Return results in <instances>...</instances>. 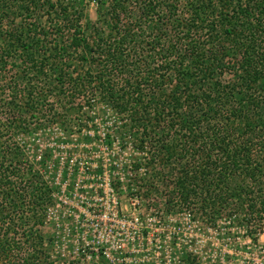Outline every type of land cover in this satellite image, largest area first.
Returning a JSON list of instances; mask_svg holds the SVG:
<instances>
[{
  "label": "trees",
  "instance_id": "trees-1",
  "mask_svg": "<svg viewBox=\"0 0 264 264\" xmlns=\"http://www.w3.org/2000/svg\"><path fill=\"white\" fill-rule=\"evenodd\" d=\"M93 1L98 28L78 0H0L1 222L10 213L34 221L53 205L14 137L101 103L140 155L134 171L165 174L164 184H137L145 196L164 185L165 216L228 221L255 239L264 230V0ZM177 263L200 261L189 252Z\"/></svg>",
  "mask_w": 264,
  "mask_h": 264
},
{
  "label": "rangeland",
  "instance_id": "rangeland-1",
  "mask_svg": "<svg viewBox=\"0 0 264 264\" xmlns=\"http://www.w3.org/2000/svg\"><path fill=\"white\" fill-rule=\"evenodd\" d=\"M78 3L84 8L91 27H101L96 3L93 0H78ZM67 116L65 124L35 127L14 137L29 166L51 187L55 198L44 214L35 216L34 221L42 220L43 225H33L34 221L27 217L17 221L18 214L14 213L5 217L4 222L0 220V264H65V258L60 256L62 248H55V241L64 243L63 253L71 256L74 240L85 246L82 236L87 237L91 248V242L95 244L96 238L100 239L90 228L96 219L81 216L77 222L73 216L81 208L75 204L64 205L62 200L72 198L76 184L80 187L77 192L87 190L89 197L92 189L87 187L95 188L101 182L98 175L108 176L111 185L116 187L118 217L111 224L119 245L123 244L121 257L126 264H176L189 252L198 256L200 264H264V230L251 239L239 225L228 221L209 226L199 219L190 220L182 212L165 216L164 185L159 191L151 188L148 196L143 190L138 191L142 179L149 183L156 178L157 183H163L165 180L160 177L165 174L156 177L157 172L144 175V169L134 171L133 165L141 161L140 155L130 145L123 129H117L118 117L113 110L97 103L85 113L72 112ZM107 141L111 142L110 146ZM81 186H86L85 190ZM135 217L137 222L132 221ZM18 222H22L21 228L15 227ZM31 231L38 232L40 238L30 236ZM112 234L103 230L101 239L112 241ZM89 248L86 252H91ZM78 262L92 264L84 259Z\"/></svg>",
  "mask_w": 264,
  "mask_h": 264
},
{
  "label": "built area",
  "instance_id": "built-area-1",
  "mask_svg": "<svg viewBox=\"0 0 264 264\" xmlns=\"http://www.w3.org/2000/svg\"><path fill=\"white\" fill-rule=\"evenodd\" d=\"M94 178L97 177L94 176ZM98 179L101 180V182L95 188H92V186L87 187L88 190L92 189L93 191V192L91 191L92 194H90L89 197H87L88 195L87 190L86 192L82 191L79 194L77 190L80 187H78V185L76 184L77 188H75L72 198L70 199L64 197L62 200V203L64 205L70 206L72 204H75L76 208H81L80 213L78 215L73 216V219H76L77 222H79L78 219L81 216L88 217V220H91L92 218L96 219L95 222H91L90 228L92 229L93 233L97 232L99 234L98 236L100 237V239L98 240L95 236H93V239L96 238V241L95 244H93V241L91 242L93 245L91 248H89L90 244L86 241L87 237L82 236V242L84 240L85 246H82L79 240H74L71 245V248L73 250L71 256L70 253H68L67 255L63 253L64 248H66L64 243L59 244V242L55 241V248H59V247L62 248L60 256L65 258L66 260L65 264H80V262L78 261L79 260L82 261L83 259L88 262L91 261L92 264H103V262H105L106 264H126L125 258L121 257L122 252L124 251L122 248L123 244L122 246L119 245V241L116 239L117 237L115 231L112 230V224H111L118 217V212H117L118 198L115 192L116 187L115 185H111L108 176L101 177L98 175ZM118 179L121 181V178ZM81 187H83L81 189L86 188V186L85 187L81 186ZM52 198L53 200L55 198L54 192H52ZM61 199L62 198H60V200ZM135 201L138 202V200L136 199ZM101 205H102V212H101ZM132 221L137 222L138 217H135ZM84 225L85 224L82 223L81 227H84ZM103 230H108L109 232L113 233L111 236L113 237L112 241L110 239H107L104 242V240L101 239V232ZM134 239L135 238L133 237L132 240ZM80 247L83 248L81 250V254L78 253ZM86 248L92 249L91 252H86ZM78 256H82V258H79Z\"/></svg>",
  "mask_w": 264,
  "mask_h": 264
}]
</instances>
